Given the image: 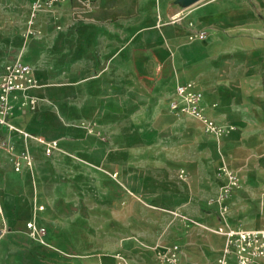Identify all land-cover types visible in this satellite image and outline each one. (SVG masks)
I'll return each instance as SVG.
<instances>
[{
    "label": "crops",
    "instance_id": "1",
    "mask_svg": "<svg viewBox=\"0 0 264 264\" xmlns=\"http://www.w3.org/2000/svg\"><path fill=\"white\" fill-rule=\"evenodd\" d=\"M15 13L12 2L0 0V37L8 38L3 45L9 48L18 32L30 29L27 13L23 29L16 28ZM32 30L20 57L37 79L30 91L35 105L29 110L16 105L15 126L26 131L24 120L28 127L97 120L99 130L116 140L145 133L151 120L159 129L169 127L170 148L196 149L185 165L188 177L202 181L194 195L205 207L196 219L178 218L185 228L178 264H216L225 242L215 232L218 226H263L264 0H65L40 11ZM9 60L13 57L0 62ZM185 81L200 89L207 116L223 127L221 135L205 132L189 115L169 111L175 84ZM179 129L185 138L178 145ZM7 134L12 132L0 128V137ZM12 141L15 153L23 150L16 138ZM145 145L137 141L126 147ZM97 155L99 150L90 157L97 161ZM228 174L237 186L221 198ZM33 180L25 179L26 187L37 194ZM121 185L130 190L123 180ZM116 186L105 196L126 198ZM141 190L138 183L136 191ZM221 204L226 206L222 215ZM31 243L21 234L0 236V264H35L28 253Z\"/></svg>",
    "mask_w": 264,
    "mask_h": 264
},
{
    "label": "rangeland",
    "instance_id": "2",
    "mask_svg": "<svg viewBox=\"0 0 264 264\" xmlns=\"http://www.w3.org/2000/svg\"><path fill=\"white\" fill-rule=\"evenodd\" d=\"M3 1L14 4L13 24L20 31L26 13L30 19L34 0ZM26 33L18 32L11 48L3 45L8 38L0 37L1 60L20 56ZM93 122L97 124V120L43 121L28 127L24 120L22 127L30 135L43 133L48 140L57 141V149L50 154L17 132L0 137L13 148L12 138L24 148L29 146L34 159L33 170L15 171L11 159L0 151L4 193V198L0 197V236L28 237L32 242L28 253L35 264H158L157 249L180 245L185 228L178 218L196 219V212L205 207L203 199L194 195L202 190V181L190 173L188 177L185 165L198 152L170 148L169 127L159 129L151 120L145 133L119 135L116 140L101 131L99 135L88 132L86 126ZM177 131L179 145L185 136L182 130ZM137 141L146 145L126 147ZM95 150L100 152L97 161L90 157ZM180 170L186 174L184 178L179 176ZM209 175L212 177V172ZM30 177L36 181L37 194L27 190L25 179ZM122 180L130 190H124ZM114 183L118 194L126 198L105 196ZM138 183L142 184L140 192L136 191ZM40 205L42 210L37 209ZM30 219L44 228L42 237L24 229Z\"/></svg>",
    "mask_w": 264,
    "mask_h": 264
},
{
    "label": "built area",
    "instance_id": "3",
    "mask_svg": "<svg viewBox=\"0 0 264 264\" xmlns=\"http://www.w3.org/2000/svg\"><path fill=\"white\" fill-rule=\"evenodd\" d=\"M65 0H34L30 6V19L28 20L27 34L34 32L32 30L33 21L36 15L45 9H49L58 2ZM203 37L204 31L197 33ZM37 85V79L34 75L30 63L24 62L20 56L13 60L0 62V128L7 132H17L25 140L32 138L42 146L45 154H50L57 149L56 140H48L42 135L32 136L27 131L15 126L12 119L15 115L16 105L20 109H31L35 105V99L30 91ZM202 104V92L192 81L177 82L168 100V109L176 115H189L201 122L205 132L213 135H221L223 127L216 124L209 118ZM90 133L99 135L101 132L98 125L93 122L86 126ZM0 151H4L11 157L15 171L22 169L33 170V156L29 149L25 147L22 152L15 153L10 143L0 141ZM179 176L184 178V171L180 170ZM229 177V184L222 189L221 198L230 194L237 180L232 174ZM42 210L43 206L37 208ZM220 214L226 212V206L221 204ZM26 229L32 235L42 237L44 228L37 226L33 220L27 221ZM215 232L224 235L225 242L217 258L216 264H264V224L260 228H231L229 226H218ZM180 246L174 244L169 247L156 250L158 264H178Z\"/></svg>",
    "mask_w": 264,
    "mask_h": 264
},
{
    "label": "bare ground",
    "instance_id": "4",
    "mask_svg": "<svg viewBox=\"0 0 264 264\" xmlns=\"http://www.w3.org/2000/svg\"><path fill=\"white\" fill-rule=\"evenodd\" d=\"M32 188H33L34 192L37 193V190H36V181L35 180L32 181Z\"/></svg>",
    "mask_w": 264,
    "mask_h": 264
},
{
    "label": "water",
    "instance_id": "5",
    "mask_svg": "<svg viewBox=\"0 0 264 264\" xmlns=\"http://www.w3.org/2000/svg\"><path fill=\"white\" fill-rule=\"evenodd\" d=\"M197 0H185V2H187L188 4H191V3H194L196 2Z\"/></svg>",
    "mask_w": 264,
    "mask_h": 264
}]
</instances>
